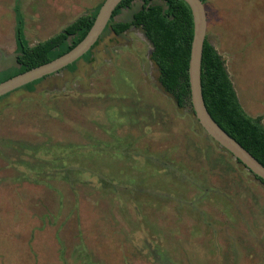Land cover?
I'll return each mask as SVG.
<instances>
[{
  "label": "rangeland",
  "instance_id": "1",
  "mask_svg": "<svg viewBox=\"0 0 264 264\" xmlns=\"http://www.w3.org/2000/svg\"><path fill=\"white\" fill-rule=\"evenodd\" d=\"M14 1L0 0V70L15 65ZM100 1L20 0L29 43ZM140 4L133 1L115 20L129 19ZM59 11L69 12L62 24ZM205 11L207 38L225 59L240 103L264 122V0H207ZM150 52L141 29L107 30L91 62L47 76L33 93L20 89L0 99V163L7 172L31 159L18 143L26 131L3 128L12 110L27 105L28 121L35 108L51 112L56 125V102L66 99L59 96L84 95L93 103L83 120L101 127L91 128L95 139L88 143L70 140L76 149L62 170L66 179L25 185L35 197L17 204L29 222L18 226L37 229L22 232L0 220V264H89L86 253L92 264H264V185L208 136L189 106H176ZM80 128L76 135L85 133ZM49 152L37 153V162L51 159ZM51 170L52 177L62 172ZM75 173L85 187L74 184ZM1 185L3 200L12 192ZM7 207L0 201V217Z\"/></svg>",
  "mask_w": 264,
  "mask_h": 264
},
{
  "label": "trees",
  "instance_id": "2",
  "mask_svg": "<svg viewBox=\"0 0 264 264\" xmlns=\"http://www.w3.org/2000/svg\"><path fill=\"white\" fill-rule=\"evenodd\" d=\"M103 1L101 0L92 9L66 23L53 35L30 44L26 37V21L21 2L15 0L12 7L15 65L0 70V82L71 50L91 28ZM133 1L135 0H122L114 9L99 40L79 59L63 69L75 71L79 60L91 62L93 60L92 50L107 30L112 31L115 35H121L132 27L139 28L151 45L150 60L157 68V80L160 86L173 98L177 107L189 106L192 110L188 68L193 37V17L189 5L184 0H137L141 3L140 7L131 14L130 18L116 21L115 17L123 9L130 8ZM206 1L202 0L204 4ZM47 76L0 96V99L8 97L20 89L33 93L35 86ZM201 85L205 105L213 119L264 165L263 117L250 115L243 108L225 66V59L208 40L207 35L201 58ZM125 123L122 121L120 125ZM18 141L21 149L24 147L29 149L31 156L30 162L29 158L20 160L18 166L25 170H20L18 175H15L18 182H21L22 178L26 176V170L53 174V172H49L50 166H52L51 168L56 167V171H62L63 168H66V163L69 164L67 162L68 155L75 157L76 148L73 146L56 143L55 153L52 143ZM44 149L45 153L42 151ZM49 150L53 151L51 159L37 162L39 158L37 153H44L43 158H47L50 154ZM32 158L35 159V162ZM236 161L243 165L239 160L236 159ZM58 173H56V177L66 179L64 171ZM255 178L264 185L263 180L256 176ZM85 257L90 261L89 264H92L90 254L86 253Z\"/></svg>",
  "mask_w": 264,
  "mask_h": 264
},
{
  "label": "water",
  "instance_id": "3",
  "mask_svg": "<svg viewBox=\"0 0 264 264\" xmlns=\"http://www.w3.org/2000/svg\"><path fill=\"white\" fill-rule=\"evenodd\" d=\"M122 0H104L95 20L84 38L71 50L36 67L16 74L0 82V96H3L29 82L58 72L86 53L99 40L116 6ZM189 5L193 17V37L189 58L190 100L194 115L202 129L219 146L239 160L254 176L264 181V165L260 163L236 139L229 135L210 115L202 94L201 58L207 30L205 4L202 0H184Z\"/></svg>",
  "mask_w": 264,
  "mask_h": 264
},
{
  "label": "crops",
  "instance_id": "4",
  "mask_svg": "<svg viewBox=\"0 0 264 264\" xmlns=\"http://www.w3.org/2000/svg\"><path fill=\"white\" fill-rule=\"evenodd\" d=\"M66 13L69 14V12L63 13L61 11L57 13V17H58L57 20L60 21L59 23L62 24L66 20V18L68 17ZM57 24L58 23H56V27L58 26ZM59 97H66V99L62 98L60 99V101L56 102V120L59 121V122L56 121V125L52 123V121L54 120L48 119V118H52L49 115L51 112L40 111L38 108H35V110L31 111V117H30V120L28 121V113L26 111L27 105H25V106L18 108V110H12L11 115H7L6 117H4L3 128L6 127L8 130L9 129L8 127H10L12 132L17 131L18 129H24L26 131V136L22 138V142L24 140V143H27L28 141L46 142L47 144L52 143L54 152L56 151V147L54 146V144L56 145V143H61L62 145L74 146L75 142H71L70 140L75 139L77 137L81 140L87 141L86 143L91 141L90 137L91 139L94 140L95 137H93L91 134V130H92L91 128L101 129V127H98V126L95 127L93 123H90V124L86 123V121H84L83 117L81 116V114L84 112L87 114V112L85 111L86 106L92 105L93 101H90L92 97L84 98L86 97L84 95H81V96H75V95H63L62 96L60 95ZM48 99L49 98L45 99L44 101ZM42 101L43 100L34 102V103L37 104ZM79 101L81 104L77 106V109H75L73 106ZM29 104H32V103H29ZM79 109H80V112H79ZM61 116L64 120L62 121L63 123H61L59 120V117ZM100 125L102 126L103 122ZM79 128H80V132H85L83 135L75 134V131H77ZM86 134L88 137L85 136ZM75 161H77V159H75ZM76 164H78V162ZM4 166L6 167L5 163L2 165L0 163V183L3 184V186L1 185L2 187L10 188L11 189L10 192H12V194L9 196L4 195V199L0 200L6 206L8 205L7 207L8 209L4 210V215L0 217V220L2 223H6L7 221V225L14 223V229H18V230L21 229L22 232L25 229L33 233L37 229L35 228V226H29V227L28 226H23V227L18 226L22 224L23 225L28 224L29 222H28V219L26 218L27 216H22L27 213V209H25L23 205L19 206L17 204L18 203L23 204L29 201L32 202V199L35 197V195L30 196L28 193L29 190L28 189L25 190L23 188H26L25 185L28 186L30 184L37 185V186L40 185L37 182H34V180H38L40 178L42 180H45L43 181L44 184H48L47 183L48 181L46 180L48 177H50V180L53 179L54 181L59 180L58 179L59 177H52L50 173L48 174V173H43V172L40 173L41 174L40 175L39 173L36 172V173H31V174L28 173V175L22 178L21 182H18V180L16 179L17 176L13 175L14 174L13 172H12L13 174L11 175V171L13 170L17 171L18 169H25V168H22L21 166L17 165L18 168L16 166L9 167L8 168L9 171L7 172L6 168L3 170ZM49 172H52L51 168H49ZM74 176H75L74 184L76 186L85 187V182L82 181L83 176H78L77 173H75ZM17 194H19V196H17ZM20 194L25 195L23 199H20ZM44 227L45 226H42L40 229L41 230L45 229Z\"/></svg>",
  "mask_w": 264,
  "mask_h": 264
}]
</instances>
